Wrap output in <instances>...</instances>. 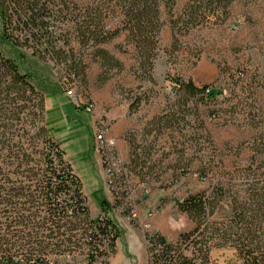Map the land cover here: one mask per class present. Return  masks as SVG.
I'll return each mask as SVG.
<instances>
[{
  "label": "trees",
  "instance_id": "trees-1",
  "mask_svg": "<svg viewBox=\"0 0 264 264\" xmlns=\"http://www.w3.org/2000/svg\"><path fill=\"white\" fill-rule=\"evenodd\" d=\"M235 1L0 0V11L3 38L8 43L16 48H30L32 54L49 59L55 68L64 71L67 87L76 83L78 90L91 97L87 89L88 60L99 65L97 87L108 82L112 70L123 69V63L105 44L126 33L134 74L137 79L154 81L165 11L171 18L174 46V42H179L177 33L206 22L223 23ZM13 31L18 35H13ZM236 76L243 79L244 73ZM174 82L183 93L179 107L186 108L193 99L215 100L221 94L211 85L200 87L191 79L176 78ZM243 102L242 114L249 120L251 108ZM141 104L142 98L136 97L129 112ZM180 113L163 111L151 120L159 129L179 127L185 119L183 110ZM131 143V169L136 175L139 170L141 181L148 183L153 167L143 160L140 146ZM252 150L253 154L258 151L255 139ZM145 168L147 172H143ZM247 182L249 194L234 198L231 203L227 193L221 191L216 197L206 192L189 193L176 202L179 211L196 223L195 230L181 236L185 241L191 240L199 264L215 260L214 247L236 251L238 264H264V177ZM222 203L228 204L230 210L221 221H211ZM94 225L100 234L109 236L115 252L120 229L109 217L98 223L92 219L82 181L47 124L44 93L33 83V76L22 71L0 47V264H27L72 254L85 237H98L90 233ZM183 264L195 263L185 259Z\"/></svg>",
  "mask_w": 264,
  "mask_h": 264
},
{
  "label": "rangeland",
  "instance_id": "rangeland-1",
  "mask_svg": "<svg viewBox=\"0 0 264 264\" xmlns=\"http://www.w3.org/2000/svg\"><path fill=\"white\" fill-rule=\"evenodd\" d=\"M77 1L97 3L98 0ZM237 17H242L244 22L237 30H232L230 26ZM170 19L165 11L154 81L137 79L134 74V58L125 44L126 33L104 45L123 63V69L112 70L108 82L97 87L100 68L88 60L87 80L92 99L112 120L123 116L136 97L142 98L141 105L128 111L130 129L123 133L120 147L127 156L128 146L134 142L140 146L139 151L143 150V160L153 167V176H147L148 183L145 182L148 195H154L147 207L158 213L165 211L164 215L157 213L152 223L157 227L154 221L161 217L164 227L157 228L168 237L171 233L187 234L196 228V223L186 214H180L176 204L186 194L206 192L215 196L221 191L227 193L231 203L234 198L249 194L250 183L247 181L264 177V0H236L223 23L206 22L177 33L179 42H174V46ZM12 30L10 28V33ZM13 35L17 36L18 32L13 31ZM0 47L22 71L33 76V83L44 94L59 91L62 116L53 120L55 111L49 113L54 133L81 177L92 215L103 209L110 210L111 194L105 172L102 177L97 173L95 164H98L91 157L94 129L90 114L77 111L79 107L67 96L64 71L55 68L49 59L32 54L30 48H16L8 43L3 38L1 11ZM21 53L24 56L21 57ZM241 71L244 78L238 79L236 75ZM176 78L191 79L200 87L211 85L221 94L216 95L215 100L202 102L193 99L186 108L179 107L183 103V93L174 82ZM140 86L143 89L138 88ZM243 100L251 108L249 120L242 114ZM181 110L185 119L179 122V127L159 129L151 120L163 111L180 113ZM96 114L100 117L101 113L96 110ZM254 139L258 146L256 154L252 153ZM138 171L137 177L141 181L143 178ZM143 172H147V168ZM147 207L142 208V218L145 213L147 216ZM229 210L228 204L222 203L210 220L221 221ZM119 243L123 246L124 239L121 238ZM212 249L215 260L210 264H238L236 251ZM190 250L193 251L194 247Z\"/></svg>",
  "mask_w": 264,
  "mask_h": 264
},
{
  "label": "built area",
  "instance_id": "built-area-1",
  "mask_svg": "<svg viewBox=\"0 0 264 264\" xmlns=\"http://www.w3.org/2000/svg\"><path fill=\"white\" fill-rule=\"evenodd\" d=\"M243 22L242 17H237L230 28L237 30ZM66 94L80 110L88 114L99 110L102 114L100 117L98 116V121L96 120L97 122L94 124L93 146L101 157L106 184L111 194V207L110 210L103 211L92 219L98 223L108 217L113 220L117 217H124L132 226L140 229L143 235L147 264H183L185 259L199 264V260L190 250L192 249L191 240L190 242L183 240L180 233L175 239H170L153 225L152 219L156 217L158 211L147 207L145 197L148 196V189H146V184L139 180L130 166L131 146H128L127 156L124 155L120 147L121 137L116 135L112 119L86 92L82 89L78 90L76 83L68 87ZM142 189L144 190L142 191ZM144 207H147V216L145 213V217L142 218L141 212ZM180 214L182 215L181 212ZM96 226L91 228L90 233L94 232L98 237L96 239L85 237L81 247H74L72 254L50 257L42 259L40 262L31 260L27 264H109L114 255V248L109 236L100 234ZM80 254L81 256H79ZM21 264H26V262Z\"/></svg>",
  "mask_w": 264,
  "mask_h": 264
},
{
  "label": "crops",
  "instance_id": "crops-1",
  "mask_svg": "<svg viewBox=\"0 0 264 264\" xmlns=\"http://www.w3.org/2000/svg\"><path fill=\"white\" fill-rule=\"evenodd\" d=\"M44 95H45V101H46V121H47V124L53 129V126H52L51 122L49 121V118H50L49 113H50V111H55L56 118H52V119L53 120H59L60 119V117L62 116V113H63L62 109L59 107V104H61L59 102L61 96L59 94V91L56 93L51 92L47 95L46 94H44ZM77 111L82 112L80 109H77ZM128 111H129V109L127 108L126 112L124 113L123 116H116L112 120V121H114V130H115V133L118 137H122L123 133L126 130L130 129L131 121H130V113H128ZM95 113H96V111H94V113L89 115L90 120H91V126L93 129H94V124H95L97 117H98V114L95 115ZM53 134H54L55 139L59 142L57 135L54 133V129H53ZM59 144H60V142H59ZM92 149H93L94 153L91 157H93V161L98 164L97 166L95 164V167H96L97 173L102 177L104 170H103V165L101 162V157H100L99 153L95 150L93 143H92L91 150ZM66 158H67V155H66ZM74 172H75V170H74ZM80 179H81V177H80ZM82 186H83V182H82ZM83 188H84V186H83ZM153 197H154L153 194L151 196L150 195L146 196L145 198L148 201L147 203H149ZM88 204H89V200H88ZM89 207H90V205H89ZM101 212H103V210L100 211L99 213H101ZM161 212L164 215L165 211L160 210L159 213H161ZM90 214L92 217H96L98 215V214L92 215L91 210H90ZM115 222H116L118 228L120 229V236L116 241L115 252H114V255L111 258L109 264H147L146 251H145V247L143 244V235H142V232L140 231V229L132 226L129 223V221L124 217H117L115 219ZM154 223L157 227H160L161 229H163L164 224H165L164 220H162L161 217L158 219L156 218ZM177 235L178 234H176V233H171L169 238L175 239L177 237ZM121 238L124 239V245L123 246L121 245V243H119V240Z\"/></svg>",
  "mask_w": 264,
  "mask_h": 264
}]
</instances>
